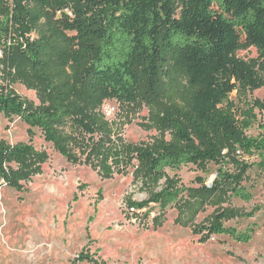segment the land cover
Segmentation results:
<instances>
[{
	"label": "trees",
	"instance_id": "16d2710c",
	"mask_svg": "<svg viewBox=\"0 0 264 264\" xmlns=\"http://www.w3.org/2000/svg\"><path fill=\"white\" fill-rule=\"evenodd\" d=\"M30 2L43 7L57 2L71 11L67 27L77 33L80 50L86 53L82 89L95 94L107 91L118 102L134 103L143 87L153 111L158 89L162 91L168 106L159 119L173 131L176 142L133 146L107 140L112 128L105 117L71 103L78 87L69 59L52 30L29 11ZM247 46L256 48L257 57H236L235 52ZM0 54L26 63L51 94L48 105L35 106L0 82V113L38 128L70 163L77 160L69 147L68 122L74 121L87 133H99L103 139L98 170L104 178L118 172L133 153L139 163L137 178L148 197L131 201V208L153 204L164 211L177 204L187 188L167 170L187 164L203 171L210 163L216 165L207 190L251 201L252 194L240 184L249 165L233 153L264 154V137L245 135L256 119L254 108L262 106L258 100L247 102L246 95L264 86V0H11L9 10L0 15ZM189 86L195 90L183 99L179 93ZM231 93L245 99V107H237L229 99ZM46 159L28 143L0 141V179L21 188L20 180L41 173ZM6 162L19 167L6 170ZM227 164L239 170L228 172ZM258 166L264 168V162ZM258 211L254 207L240 215L252 218ZM228 216L226 210L217 211L194 230L205 232V238L225 235L248 243L255 225L237 230L225 225ZM75 261L97 264L83 251Z\"/></svg>",
	"mask_w": 264,
	"mask_h": 264
},
{
	"label": "rangeland",
	"instance_id": "374dc122",
	"mask_svg": "<svg viewBox=\"0 0 264 264\" xmlns=\"http://www.w3.org/2000/svg\"><path fill=\"white\" fill-rule=\"evenodd\" d=\"M10 6L11 0H0V15ZM28 9L52 30L69 59V69L78 87L71 103L89 114L105 117L112 128L107 140L133 146L176 142L173 131L159 119L168 106L162 91L158 89L153 111L143 87L134 103L118 102L107 91L95 94L82 89L80 75L86 53L80 50L77 33L67 27L71 11L57 2L45 7L30 2ZM257 54L253 46L235 52L243 60ZM182 74L188 82V76ZM0 82L35 106L49 104L51 94L22 61L0 54ZM194 90L189 86L187 92L179 95L187 99ZM229 99L237 107H245V99L235 93ZM254 100L262 106L254 108L256 119L245 135L264 137V86L247 93L246 101L251 104ZM66 130L77 163L68 162L56 152L38 128L31 129L19 117L0 113V141L28 143L47 158L41 164V173L20 180L21 188L8 186L0 179V264H91L75 261L81 251L92 256L97 264H264V168L258 166L264 162V154L233 153L249 165L240 181L252 194L249 202L228 192L207 190L215 178L216 165L210 163L203 171L187 164L167 170L187 188L177 204L164 211L153 204L132 209L131 201L148 197L137 178L139 163L133 153L118 172L104 178L98 170L97 154L103 137L97 132H85L72 120ZM86 161L90 165L84 164ZM3 167L16 171L19 165L6 162ZM224 167L228 172L239 170L232 164ZM254 207L259 208L254 217L240 215ZM220 210L229 214L224 221L226 226L242 231L255 225L248 243H238L225 235L205 238V232L194 230Z\"/></svg>",
	"mask_w": 264,
	"mask_h": 264
},
{
	"label": "built area",
	"instance_id": "2783aa9c",
	"mask_svg": "<svg viewBox=\"0 0 264 264\" xmlns=\"http://www.w3.org/2000/svg\"><path fill=\"white\" fill-rule=\"evenodd\" d=\"M133 209V208H132Z\"/></svg>",
	"mask_w": 264,
	"mask_h": 264
}]
</instances>
